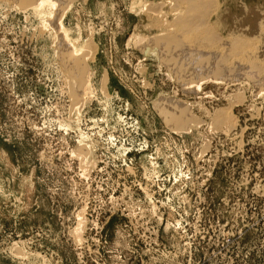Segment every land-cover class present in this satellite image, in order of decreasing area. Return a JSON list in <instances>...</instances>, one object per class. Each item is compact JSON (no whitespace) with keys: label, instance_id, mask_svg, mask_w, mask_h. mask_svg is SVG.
Returning a JSON list of instances; mask_svg holds the SVG:
<instances>
[{"label":"rangeland","instance_id":"obj_1","mask_svg":"<svg viewBox=\"0 0 264 264\" xmlns=\"http://www.w3.org/2000/svg\"><path fill=\"white\" fill-rule=\"evenodd\" d=\"M207 2L242 76L184 85L145 45L187 3L75 0L62 29L92 69L77 116L55 7L0 0V264H264V0Z\"/></svg>","mask_w":264,"mask_h":264},{"label":"bare ground","instance_id":"obj_2","mask_svg":"<svg viewBox=\"0 0 264 264\" xmlns=\"http://www.w3.org/2000/svg\"><path fill=\"white\" fill-rule=\"evenodd\" d=\"M9 1H14L21 7L31 6L32 8H35L33 10L36 11H38L40 6L44 4H51L53 7H55V14L50 16L51 18L48 24L52 27L51 29L53 30L54 34H56V39L58 42L57 53L61 66H63L73 81V88L71 92L72 98L76 104L74 109L75 115L78 116L80 110L85 106L88 99V80L92 75V69L88 67V59L86 60L87 55H83L82 49L76 48L70 43L67 31H63L62 29V19L70 10V7L73 5L75 0ZM180 1L183 2L184 5H186L185 3L188 4V14L186 13V16L183 14L184 16L180 18V20H177L176 18V21L178 22H176V27H173H178V31L175 34L166 35V37L147 42L145 45V51L155 53L158 56L161 55L159 57L162 58V61L167 65L170 71L176 74V76L184 85L189 84V82L192 80L194 81L200 78L219 81L224 79H238L240 76H242L240 71L243 69L240 64H229V51H231V54L236 51L238 52V47L236 49L235 47L242 44H237L236 41L235 43L228 44L223 40L220 41L218 38L215 39V37L210 34L212 32H209V29L205 25V17L202 15L206 13L204 12V9L205 11H208L206 10V7H208L210 3H206V0ZM192 34L194 35V38H191ZM216 43H222L223 45L229 47L226 49V53L224 52L222 54L207 49ZM235 44L237 45L235 46ZM239 48H241V46ZM239 50V53H234V56L235 54H239V56H241L240 54H243L241 49ZM259 83L264 85V81ZM259 83L258 85H260ZM155 105L162 117L172 124L173 127H178L180 130L182 129L185 131L192 125L191 123L193 120H191V113L187 110L185 105L179 101H173L168 97L166 98L160 95L155 101ZM82 154L88 157V155H90V150H88V148H84L82 150Z\"/></svg>","mask_w":264,"mask_h":264}]
</instances>
